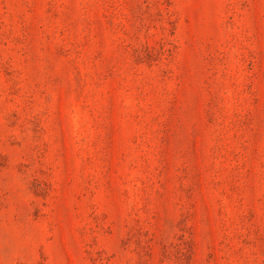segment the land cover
<instances>
[{
    "label": "rangeland",
    "instance_id": "1",
    "mask_svg": "<svg viewBox=\"0 0 264 264\" xmlns=\"http://www.w3.org/2000/svg\"><path fill=\"white\" fill-rule=\"evenodd\" d=\"M0 264H264V0H0Z\"/></svg>",
    "mask_w": 264,
    "mask_h": 264
}]
</instances>
